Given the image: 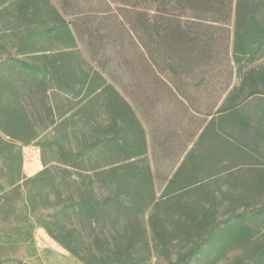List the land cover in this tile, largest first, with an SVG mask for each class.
I'll return each instance as SVG.
<instances>
[{
	"label": "trees",
	"instance_id": "obj_1",
	"mask_svg": "<svg viewBox=\"0 0 264 264\" xmlns=\"http://www.w3.org/2000/svg\"><path fill=\"white\" fill-rule=\"evenodd\" d=\"M9 1L0 0V12ZM262 2L60 0L57 9L49 0H22L14 22V47L19 56L30 60L8 56L0 61V179L17 188L24 180L22 156L11 142L26 144L37 138L24 105L26 91L53 83L78 101L71 116H59L58 128L70 122L94 125L100 102L109 118L102 133L76 151L67 137L52 140L53 162L60 166L52 171L45 161L36 177L24 180L27 206L35 213L42 206L39 199L50 191H57L59 200L63 190L71 193L67 202H59L60 212L37 217L35 225L82 263L109 264V260L94 256L99 262H93L87 257L78 229L71 227L57 235L54 227L63 219L83 216L93 224L113 202L121 208L138 207L142 200L130 183L135 161L147 154L148 139L154 158L181 162L166 184L165 196L193 187L192 180L181 178L187 169L198 175L219 174L228 156L255 158L227 132H245L258 120L247 105L264 95V67H253L264 58ZM45 12L49 21L42 20ZM2 24L0 16V49L6 50ZM80 47L95 64L91 74L79 63ZM100 159L102 164L88 169ZM88 171L103 177L108 191L115 186L122 191L98 199L93 182L83 183ZM36 183L44 186L37 188ZM0 190L5 191L1 185ZM6 196V192L0 196V212L7 205ZM206 196L214 206V193ZM261 217L264 208L224 223L215 221L177 264L211 252L222 259L227 251L251 241L254 233L247 221ZM116 256L122 261L121 254Z\"/></svg>",
	"mask_w": 264,
	"mask_h": 264
},
{
	"label": "rangeland",
	"instance_id": "obj_2",
	"mask_svg": "<svg viewBox=\"0 0 264 264\" xmlns=\"http://www.w3.org/2000/svg\"><path fill=\"white\" fill-rule=\"evenodd\" d=\"M21 1L10 0L0 12L2 28L7 36L4 41L7 49H0V61L8 56L30 60L29 56H19L14 47L16 31L13 28L19 17ZM49 2L60 9V0ZM50 18L45 12L42 20L49 21ZM32 21L35 27V17ZM231 29H234L233 22ZM77 57L83 71L91 74L95 64L88 52L80 47ZM261 66L264 67V58L253 65L255 68ZM236 82H239L238 78ZM23 100L38 132L37 138L29 143L11 142L15 151L21 152L24 180L36 177L45 168V161L52 171L60 166L53 162L56 154L51 148L52 140L67 137L76 151L100 135L102 127L109 123L100 102L97 106V123H92L94 125L70 122L68 126L58 128L59 116H71L78 109V101L57 89L53 83L26 91ZM247 111L258 115L257 122L245 132L228 129L227 137L233 139L243 152L255 158L247 160L228 156L222 172L213 173L217 175H198L187 169L181 178L184 181L187 178L192 180L193 187L165 196L166 184L181 162L154 158L148 139L147 154L135 161L134 178L130 183L142 203L136 208L126 209L113 202L110 207L101 210L98 221L93 224L84 216L73 220L63 219L54 227L55 234L61 235L71 227L78 229L86 242V255L93 262H99L94 259L96 256L104 261L109 260V264H177L179 256L187 253L203 238L215 221L224 223L264 208V95L250 99ZM52 120L56 122L54 125L51 124ZM143 125L149 132V125L145 121ZM219 145L220 142L215 143V146ZM102 162L103 159L93 161L88 169ZM102 178H98L93 171L84 173V185L93 182L98 199L111 194L115 196L122 191L120 186H115L112 192L108 191ZM24 180L16 185V189H12L5 178L0 179V185L5 189L3 193L7 194V205L0 212V240L3 244L0 247V264H84L59 246L43 228L35 225L37 217L60 212L62 206L59 202H67L71 193L63 190V199L59 200L57 191H50L47 195L49 201H46V195L39 199L42 206L35 213L27 206ZM35 185L37 188L44 186L42 183ZM210 192L215 195L214 206L206 196ZM3 193L0 190V196ZM247 225L254 233L251 241L227 251L222 259L211 252L190 260L188 264H264V217L250 219ZM119 254L122 261L116 256Z\"/></svg>",
	"mask_w": 264,
	"mask_h": 264
}]
</instances>
